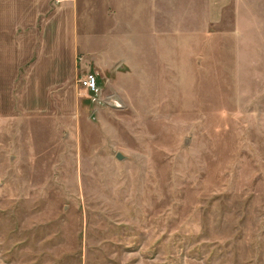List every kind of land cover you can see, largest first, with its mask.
Segmentation results:
<instances>
[{
    "label": "rangeland",
    "instance_id": "obj_1",
    "mask_svg": "<svg viewBox=\"0 0 264 264\" xmlns=\"http://www.w3.org/2000/svg\"><path fill=\"white\" fill-rule=\"evenodd\" d=\"M24 8L0 5V264H264V4L220 5L170 69L93 63L96 94Z\"/></svg>",
    "mask_w": 264,
    "mask_h": 264
},
{
    "label": "crops",
    "instance_id": "obj_2",
    "mask_svg": "<svg viewBox=\"0 0 264 264\" xmlns=\"http://www.w3.org/2000/svg\"><path fill=\"white\" fill-rule=\"evenodd\" d=\"M240 2L64 0L53 8L54 0H0V5L24 6L26 14L52 13L51 18L46 20L53 23L54 30L57 29L55 35L74 37L75 48L89 56L83 62V67L88 69L85 75L93 70V63L107 69L119 61L125 62L132 69L149 70L153 62L170 69L169 54L187 53L188 38H196L201 43L205 31L204 22L217 19L220 5ZM244 3L264 4V0H244ZM19 11L22 13L23 8L20 7ZM247 14L251 16L252 12ZM191 42L194 40L191 39Z\"/></svg>",
    "mask_w": 264,
    "mask_h": 264
},
{
    "label": "built area",
    "instance_id": "obj_3",
    "mask_svg": "<svg viewBox=\"0 0 264 264\" xmlns=\"http://www.w3.org/2000/svg\"><path fill=\"white\" fill-rule=\"evenodd\" d=\"M64 0H55L60 3ZM79 83L88 94H96L100 90L99 75L96 70L87 72L80 80Z\"/></svg>",
    "mask_w": 264,
    "mask_h": 264
},
{
    "label": "water",
    "instance_id": "obj_4",
    "mask_svg": "<svg viewBox=\"0 0 264 264\" xmlns=\"http://www.w3.org/2000/svg\"><path fill=\"white\" fill-rule=\"evenodd\" d=\"M116 157L119 159V160H122L124 158V156L121 154V153H117Z\"/></svg>",
    "mask_w": 264,
    "mask_h": 264
}]
</instances>
